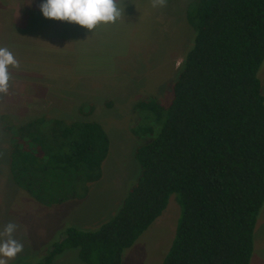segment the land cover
Wrapping results in <instances>:
<instances>
[{
  "label": "trees",
  "instance_id": "16d2710c",
  "mask_svg": "<svg viewBox=\"0 0 264 264\" xmlns=\"http://www.w3.org/2000/svg\"><path fill=\"white\" fill-rule=\"evenodd\" d=\"M186 19L192 42L169 101L133 105L132 131L149 139L134 149L140 174L119 209L95 229L66 226L36 264L70 248L85 264H122L174 193L181 213L161 264H250L264 204V0H191ZM0 126L12 181L39 203L83 198L102 177L110 138L98 121L40 115L16 124L2 113Z\"/></svg>",
  "mask_w": 264,
  "mask_h": 264
},
{
  "label": "rangeland",
  "instance_id": "374dc122",
  "mask_svg": "<svg viewBox=\"0 0 264 264\" xmlns=\"http://www.w3.org/2000/svg\"><path fill=\"white\" fill-rule=\"evenodd\" d=\"M190 1L117 0L121 14L114 23L99 22L91 30L44 17L41 0H6L0 6V47L8 48L18 61V66H9V88L0 93V115H10L16 124L40 115L95 120L110 138L102 177L89 183L86 199L45 205L12 181L9 137L0 126V231L7 222H14L17 228L12 235L23 245L13 264L38 263L66 226L95 229L117 212L140 174L134 149L149 139L132 131L139 123L133 105L149 96L169 101L171 84L192 42L193 29L186 19ZM34 6L40 17L37 22L24 32L8 31L15 17L28 18ZM115 33L117 38H109ZM70 34L77 39L85 36L77 42L76 52L74 44L68 45ZM96 36L98 41L93 39ZM258 76L264 94V61ZM176 197L175 193L170 196L162 214L124 250L122 264L162 263L181 213ZM78 253V248L67 249L50 264H85ZM250 264H264V204L254 229Z\"/></svg>",
  "mask_w": 264,
  "mask_h": 264
},
{
  "label": "clouds",
  "instance_id": "9594fccd",
  "mask_svg": "<svg viewBox=\"0 0 264 264\" xmlns=\"http://www.w3.org/2000/svg\"><path fill=\"white\" fill-rule=\"evenodd\" d=\"M41 14L47 18L75 22L92 29L99 22H114L121 14L117 0H41ZM9 66H18V61L6 47H0V93L9 88ZM17 225L9 221L0 231V264H6L4 257H13L23 245L13 237Z\"/></svg>",
  "mask_w": 264,
  "mask_h": 264
},
{
  "label": "crops",
  "instance_id": "0c3cea01",
  "mask_svg": "<svg viewBox=\"0 0 264 264\" xmlns=\"http://www.w3.org/2000/svg\"><path fill=\"white\" fill-rule=\"evenodd\" d=\"M35 8H36V6H34V8H32L33 10H31V12L29 13L28 18H26V17H24V18H21V17L16 18L15 17V19L12 21V24L11 25L9 24L10 30H8V31L14 30V31L17 32V30H18V31H23L24 32V31H26V29L28 30V28L30 27V24H32L34 21L37 22V19H40V17L36 14V9ZM97 28H98L97 30L100 31L101 29H103V26H102V28H99V27H97ZM102 34H104V33H102ZM102 34L100 33V35H102ZM69 36L71 38H70V40H68V45L72 47L73 44H74V48H75V51L74 52H76V50H77V42H78V44H80L84 40L85 36H82V37H80L78 39H77V35L76 34H72V35L70 34ZM116 36L117 35L115 33L113 36H110L109 38L115 39V38H117ZM97 38L98 37L96 36V38L94 37L93 39L96 40V41H98ZM64 40H62L61 42L64 43L65 42ZM59 46H61V45H59ZM74 52H73L72 55H75ZM94 53H95V51L92 52V55ZM79 59L82 60L81 55H80ZM82 61H80L79 63H81ZM77 65H78V62H76V64H75V67H74L75 70H76ZM85 199H86V197H83V198L77 199V200L83 201ZM38 211H44V210H42V208H40V209H38ZM13 257H4V259L6 260V264H12Z\"/></svg>",
  "mask_w": 264,
  "mask_h": 264
}]
</instances>
